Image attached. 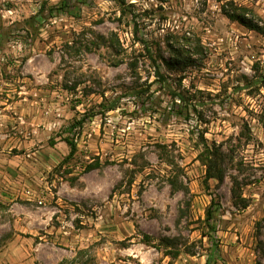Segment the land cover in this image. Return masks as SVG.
<instances>
[{
    "label": "rangeland",
    "instance_id": "obj_1",
    "mask_svg": "<svg viewBox=\"0 0 264 264\" xmlns=\"http://www.w3.org/2000/svg\"><path fill=\"white\" fill-rule=\"evenodd\" d=\"M61 1L0 0V264H264V0Z\"/></svg>",
    "mask_w": 264,
    "mask_h": 264
},
{
    "label": "trees",
    "instance_id": "obj_2",
    "mask_svg": "<svg viewBox=\"0 0 264 264\" xmlns=\"http://www.w3.org/2000/svg\"><path fill=\"white\" fill-rule=\"evenodd\" d=\"M120 4L124 3L122 0H117ZM66 3L65 1H61L59 6L62 8V10H64ZM224 15L231 21L237 22L238 24H240L241 26L245 27L246 29L252 30V31H256V32H262V29L260 27H258L256 24L253 23V20L246 17V15L244 14H236V13H230L227 11H224ZM151 63H152V67L154 69V75L155 77L160 80L163 79V75L160 73V68L157 65V63L151 59ZM174 97L178 98V102L180 103H184V99L180 96V95H176L174 94ZM174 107L175 108H179V110L176 111V115L181 117L184 121H188L190 119V117L192 116V112L195 113L194 109H189L188 105H185V107L181 108L179 105H176L174 103ZM115 109V105H111L109 108L106 109V111H112ZM81 123L79 122L78 125H80ZM261 125H262V129H263V133H264V120L261 121ZM202 143L203 141V136L201 135L200 137ZM63 141L65 142V144L69 147V155L68 157H72L77 149H76V144L74 142L73 139L70 138H65L63 139ZM212 157H216V154L214 153V151L210 150V147L207 145H204V149L203 151L199 154V161L200 163L206 167V178H205V182H207L208 180L212 179V178H218L220 179V176L218 177H214V163L212 161ZM98 167V163H95L93 165L89 166V170H93L94 168ZM216 213V210H208L207 211V215H206V220L205 222H211L214 218V214ZM175 256H178V253L175 252L174 254Z\"/></svg>",
    "mask_w": 264,
    "mask_h": 264
}]
</instances>
